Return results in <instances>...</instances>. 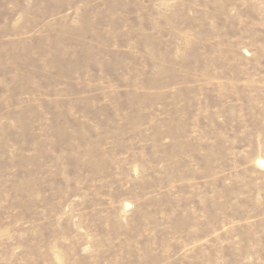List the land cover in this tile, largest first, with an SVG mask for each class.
Segmentation results:
<instances>
[{"label":"rangeland","instance_id":"obj_1","mask_svg":"<svg viewBox=\"0 0 264 264\" xmlns=\"http://www.w3.org/2000/svg\"><path fill=\"white\" fill-rule=\"evenodd\" d=\"M0 264H264V0H0Z\"/></svg>","mask_w":264,"mask_h":264}]
</instances>
